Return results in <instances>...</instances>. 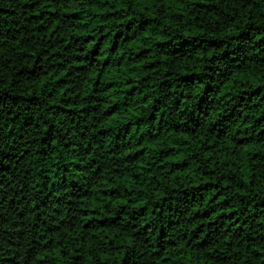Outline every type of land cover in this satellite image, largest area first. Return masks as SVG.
Returning a JSON list of instances; mask_svg holds the SVG:
<instances>
[{
  "label": "trees",
  "instance_id": "16d2710c",
  "mask_svg": "<svg viewBox=\"0 0 264 264\" xmlns=\"http://www.w3.org/2000/svg\"><path fill=\"white\" fill-rule=\"evenodd\" d=\"M0 264H264V0H0Z\"/></svg>",
  "mask_w": 264,
  "mask_h": 264
}]
</instances>
